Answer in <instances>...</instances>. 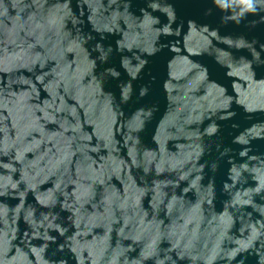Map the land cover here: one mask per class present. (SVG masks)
Here are the masks:
<instances>
[{
	"label": "water",
	"instance_id": "obj_1",
	"mask_svg": "<svg viewBox=\"0 0 264 264\" xmlns=\"http://www.w3.org/2000/svg\"><path fill=\"white\" fill-rule=\"evenodd\" d=\"M0 264H264V0H0Z\"/></svg>",
	"mask_w": 264,
	"mask_h": 264
}]
</instances>
